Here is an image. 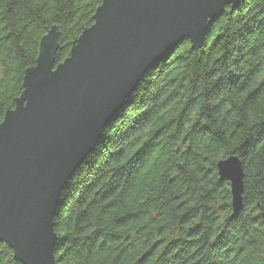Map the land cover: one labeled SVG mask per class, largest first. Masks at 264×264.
<instances>
[{"label": "trees", "instance_id": "trees-1", "mask_svg": "<svg viewBox=\"0 0 264 264\" xmlns=\"http://www.w3.org/2000/svg\"><path fill=\"white\" fill-rule=\"evenodd\" d=\"M103 0H0V120L54 29V66ZM236 156L242 208L216 163ZM55 264H264V0L148 68L62 189ZM0 264H21L0 242Z\"/></svg>", "mask_w": 264, "mask_h": 264}, {"label": "water", "instance_id": "water-1", "mask_svg": "<svg viewBox=\"0 0 264 264\" xmlns=\"http://www.w3.org/2000/svg\"><path fill=\"white\" fill-rule=\"evenodd\" d=\"M239 0H103L93 24L54 66L58 36L42 39L14 107L0 120V242L21 264H55L52 218L67 181L146 70L182 40L199 46L207 25ZM242 208L243 171L216 163Z\"/></svg>", "mask_w": 264, "mask_h": 264}]
</instances>
